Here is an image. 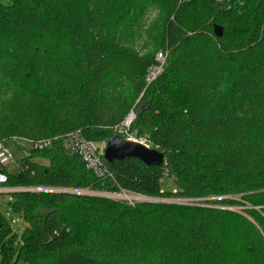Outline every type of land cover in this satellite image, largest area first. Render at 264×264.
Masks as SVG:
<instances>
[{
    "label": "trees",
    "instance_id": "16d2710c",
    "mask_svg": "<svg viewBox=\"0 0 264 264\" xmlns=\"http://www.w3.org/2000/svg\"><path fill=\"white\" fill-rule=\"evenodd\" d=\"M227 2L0 0V142L55 139L36 151L48 165L25 156L0 188L228 197L190 207L14 192L26 227L19 236L0 213V264H264V0ZM149 9L160 15L140 52ZM160 26L166 64L145 89ZM134 107L133 136L165 163L103 157L111 177L98 179L65 137L108 141ZM242 204L249 218L217 208ZM229 221L243 240L226 239Z\"/></svg>",
    "mask_w": 264,
    "mask_h": 264
},
{
    "label": "rangeland",
    "instance_id": "374dc122",
    "mask_svg": "<svg viewBox=\"0 0 264 264\" xmlns=\"http://www.w3.org/2000/svg\"><path fill=\"white\" fill-rule=\"evenodd\" d=\"M160 15V12L158 10L155 9H149V11L147 12V14L145 15L143 20H140L139 25L137 26V29H140L141 33V38L140 40H138L137 42V48L140 50V52H145L147 49L146 45L148 46V41H147V36L145 34V32H147L148 30H150L151 26L153 24H156V20H158V16ZM161 30L160 33V38L158 39V43L156 46L150 45L148 48L150 49H158L155 52V59H157V56L160 53H163L162 49L160 50V44L159 42H161V37H162V27L160 26L159 28ZM159 47V48H158ZM166 59H167V54H164V59L162 62H157V64L159 65V67L162 69L163 72V68L166 64ZM152 72V71H150ZM150 72H148L147 76H146V86L145 89L150 86L153 82H148L147 78L148 75L150 74ZM160 72L158 74V76L162 73ZM157 76V77H158ZM144 93V91H143ZM142 99V94L139 96V98H137L136 102H135V107L138 104H143L144 101H140ZM135 107L132 109L131 113L129 114V116L126 118L125 122L122 123L118 128L114 129L113 132L115 135H120L122 136L124 139L126 140H132L135 141L134 136L130 130V126L131 124L128 125V120L130 119L131 116L134 115V109ZM141 140H145V139H141ZM97 144L101 147V148H106L107 145V140H100L97 142ZM11 147V151H12V155H13V159L10 162V164L7 167V170L14 173L18 170V166L20 165V161L22 160L23 157L28 156V155H34L36 157V161H38L41 164L44 165H48L49 162L47 160H45L43 157V155H40L38 153H36L37 150H35L31 144H29L28 142H22L20 144V151H18V149L13 145L10 144ZM24 149V151H23ZM106 183V182H103ZM163 191L165 192H175L176 191V187L175 184L173 182L172 179L169 178H165L164 183H163ZM52 191L54 193H59V191H64V190H57V189H32V191L34 193H39L41 191ZM13 190H0V213H2L7 220L10 222V224L12 225L13 230H15V232L20 236L22 234V232L24 231L26 224L24 219L22 218V215H16L14 214L9 207V203L12 201V196L9 195ZM86 194L92 193L89 191L85 192ZM98 194H107L110 199L112 200H117V201H122V202H126L129 204H137V203H145V199H143L142 196L139 195H135V194H130V193H126V192H118V193H108L106 191L104 192H97ZM82 195V194H81ZM124 195H128V196H132V197H137L138 199L136 200H129L126 198H123ZM84 196V194H83ZM86 196V195H85ZM228 197H218V198H208V199H177V198H172V197H161L159 199H162L164 202H162L161 204H174V205H181V206H190V207H197V206H207L209 205L210 207H216L213 205H210V203L212 201H217V200H223V199H227ZM235 199L237 201H240L241 197L239 196H234L231 197L230 199ZM138 200V201H137ZM149 203V202H146ZM217 208L226 210V211H230V212H235L237 214H241L244 215L245 217L249 218L250 215L247 214V211H249V209H251V207L247 204H242L240 206L236 205V206H219ZM252 209H258V208H252ZM238 223V222H237ZM239 224V223H238ZM238 226L235 224V221H229L225 227V237L227 240H229L230 242H238L237 240H243L244 239V234L241 233L242 230H238ZM113 260L117 259L118 257L113 256L112 257ZM126 260H122L121 262H124Z\"/></svg>",
    "mask_w": 264,
    "mask_h": 264
},
{
    "label": "built area",
    "instance_id": "2783aa9c",
    "mask_svg": "<svg viewBox=\"0 0 264 264\" xmlns=\"http://www.w3.org/2000/svg\"><path fill=\"white\" fill-rule=\"evenodd\" d=\"M227 1H228L227 4H230L231 1L241 2V0H227ZM231 5L232 4H230L229 7H231ZM163 59H164V55L160 53L157 56L156 61L160 63L163 61ZM149 72L150 74L148 75L147 80L148 82H153L156 80L158 74L162 72V69L157 64L156 66L150 68ZM16 141L20 143L28 142L35 150L42 151L50 148L53 142L55 141V139L26 140L21 138H15L10 140L8 145L4 142H0V185L4 184L7 181V177L3 171L7 169L8 165L13 159L10 144L14 145ZM135 141L149 147L146 140L135 139ZM65 143L69 153L74 156H78L84 163L86 169L92 172L98 179H106L111 177V174L109 173L103 161L105 148H101L97 144V142L86 140L82 136L81 131H76L71 134H68L65 137ZM0 190H5V189L0 188ZM6 190H11V189H6Z\"/></svg>",
    "mask_w": 264,
    "mask_h": 264
},
{
    "label": "water",
    "instance_id": "95a60500",
    "mask_svg": "<svg viewBox=\"0 0 264 264\" xmlns=\"http://www.w3.org/2000/svg\"><path fill=\"white\" fill-rule=\"evenodd\" d=\"M135 119V115H133L129 120L128 124ZM137 139L136 137H134ZM104 159L107 163L112 164L113 162L123 161L125 159H137L144 163L146 166L149 167H162L165 163V156L163 153H160L156 150H153L137 141L126 140L120 135L112 136L108 141L106 148L104 150ZM30 192L32 190H13L12 192ZM47 192H52L47 190ZM63 193L75 194V195H91V196H98L103 198L110 197L107 194H98V193H89L86 194L83 191H72V190H64L59 191ZM146 202L149 203H162L164 202L162 199L157 198H147L143 197Z\"/></svg>",
    "mask_w": 264,
    "mask_h": 264
},
{
    "label": "bare ground",
    "instance_id": "6f19581e",
    "mask_svg": "<svg viewBox=\"0 0 264 264\" xmlns=\"http://www.w3.org/2000/svg\"><path fill=\"white\" fill-rule=\"evenodd\" d=\"M132 117V116H131ZM130 117V118H131ZM123 198L129 199V200H136L138 199L137 197H132V196H128V195H124ZM138 201V200H137Z\"/></svg>",
    "mask_w": 264,
    "mask_h": 264
}]
</instances>
